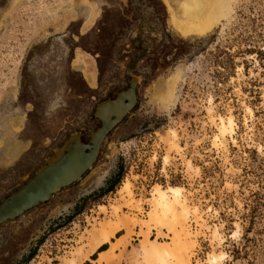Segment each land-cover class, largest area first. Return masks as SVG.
<instances>
[{"label":"rangeland","instance_id":"374dc122","mask_svg":"<svg viewBox=\"0 0 264 264\" xmlns=\"http://www.w3.org/2000/svg\"><path fill=\"white\" fill-rule=\"evenodd\" d=\"M175 2L142 1L163 41L149 58L138 109L80 181L0 228V264H65L75 250H89V233L126 218L130 229L84 264H98L114 244L104 264H148L139 252L146 236L161 247L173 240L150 223L156 186L183 189L192 264H264V0H230L209 31L194 35L175 28ZM133 21L130 0H0V153L23 141L18 160L28 155L35 171L64 140L43 139L62 125L27 104L36 101L33 71L52 39L65 35L93 84L90 57L104 58ZM230 117L233 131L221 138L220 119ZM14 164L0 167V201L23 184L5 181L21 165Z\"/></svg>","mask_w":264,"mask_h":264},{"label":"flooded vegetation","instance_id":"af4514ba","mask_svg":"<svg viewBox=\"0 0 264 264\" xmlns=\"http://www.w3.org/2000/svg\"><path fill=\"white\" fill-rule=\"evenodd\" d=\"M142 1L140 0L134 7L130 0L134 12L133 24L129 30L119 34L112 41L113 46L105 57L102 58L97 54L90 57L91 70L94 72L93 84L86 77L85 71L77 67V55L74 49H70L63 41L65 35L52 39L51 41L55 42L51 44L48 43L44 50V58L39 62L40 67L33 71L37 83L33 88L36 101L28 100L27 104L35 112L39 111L41 115L51 119L47 124L62 125L59 130L62 132L43 139L62 141L73 132H81L87 138L100 125V121L95 117L98 105L116 100L122 93H126L131 85H135V104L118 126L125 124L138 109L141 87L145 76L150 72L149 58L163 41V36L153 28L149 15L143 10ZM35 64L38 66V63ZM126 102L128 101L125 100L124 103ZM117 106L116 109L121 111L122 104ZM28 121L33 123L30 118H27ZM40 123L44 124L45 121ZM33 139L39 138L29 134L27 140ZM29 159L27 155L16 161L13 167L16 168L21 164L19 169L5 181L9 182L15 178L17 183L15 186L23 183L34 171L31 166L33 159ZM109 187L108 185L106 189Z\"/></svg>","mask_w":264,"mask_h":264},{"label":"bare ground","instance_id":"6f19581e","mask_svg":"<svg viewBox=\"0 0 264 264\" xmlns=\"http://www.w3.org/2000/svg\"><path fill=\"white\" fill-rule=\"evenodd\" d=\"M229 1L230 0H176V2H178L180 5L179 8L175 9V11L172 8H170V12L173 14V23L175 25V28L178 29L183 34L194 35V34L205 33L209 31L218 21V19L224 13V10L227 7ZM230 118L231 119H229L228 121L227 119L226 120L223 118L220 119V127L218 129H219V136H221V138H224L225 135H227V133L230 134L231 131H233L232 129V127L234 126L233 119L232 117ZM174 147H176V150L180 148L178 147V145ZM128 183L125 185V188L123 190H125L129 195V197L131 198L132 196L131 194L132 192L130 190L131 186ZM153 190H154V193L152 195L153 210H151L152 212V213L150 212L151 214L149 213L150 223L156 226L159 225V227L163 226L164 228L168 229L169 232L173 234V240L170 246L165 245V247L164 246L161 247L160 246L161 244L159 245L158 241L156 240L153 241L149 239L148 236H146L145 240L141 243L139 247L140 254L144 257V259L147 260L148 264H169L167 262H169V260L172 258H174L177 261V264H192L190 256L188 255L189 247L187 246L186 243V239L189 236V232L188 233L186 232V228L184 227L185 224L182 221L183 214H185L184 212L186 211V209H188L186 205H184L186 204V201L183 200L185 201L184 204L181 201L182 200L181 197L183 196L182 195L183 189H181L180 187H168L164 189L161 186H156ZM122 192L123 191H121V193ZM179 207H181V211H179ZM116 210H118L117 207ZM116 210L114 211V213L118 214ZM126 217L127 216L125 215V218ZM122 220L121 221L119 220L117 223H112V222L110 223L106 222L107 224L103 223L104 225H102L100 230L97 231L96 229L93 232L89 233L88 236L89 238L87 239L88 240L87 245L89 246V250L84 251L85 248H83V250L82 249L78 251L75 250L76 251L75 254L72 253L74 255V256L72 255V259L65 264H84L86 261L90 259L91 254L96 253L104 245L110 243L112 238H114L120 230L124 228L130 229L128 223L126 222L127 218L126 220L124 219L126 223L123 222ZM117 246L119 245L114 244L112 245V248L110 250L101 251L99 253V259L97 260V263L98 264L107 263L109 256L113 254Z\"/></svg>","mask_w":264,"mask_h":264},{"label":"water","instance_id":"95a60500","mask_svg":"<svg viewBox=\"0 0 264 264\" xmlns=\"http://www.w3.org/2000/svg\"><path fill=\"white\" fill-rule=\"evenodd\" d=\"M140 0H131L134 7ZM135 85L116 100L98 105L95 117L100 125L88 138L73 132L54 148L22 185L0 201V228L22 221L32 210L43 206L58 192L73 186L92 169L109 134L118 127L135 104ZM128 101L124 103V101ZM119 111L117 105H121Z\"/></svg>","mask_w":264,"mask_h":264},{"label":"crops","instance_id":"0c3cea01","mask_svg":"<svg viewBox=\"0 0 264 264\" xmlns=\"http://www.w3.org/2000/svg\"><path fill=\"white\" fill-rule=\"evenodd\" d=\"M24 142L20 141L19 139L16 140L12 148H14V151H11L6 153L5 151L0 153V167H6L10 165V163H15L18 161V158L22 154V151H20L23 147ZM13 159V160H12ZM9 160H12L13 162L7 163Z\"/></svg>","mask_w":264,"mask_h":264},{"label":"trees","instance_id":"16d2710c","mask_svg":"<svg viewBox=\"0 0 264 264\" xmlns=\"http://www.w3.org/2000/svg\"><path fill=\"white\" fill-rule=\"evenodd\" d=\"M101 252V251H100Z\"/></svg>","mask_w":264,"mask_h":264}]
</instances>
